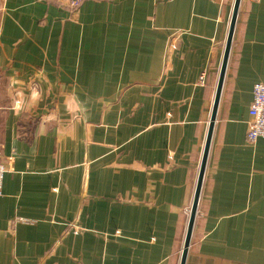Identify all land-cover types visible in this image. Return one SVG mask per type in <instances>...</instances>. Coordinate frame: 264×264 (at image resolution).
<instances>
[{
  "label": "crops",
  "instance_id": "crops-1",
  "mask_svg": "<svg viewBox=\"0 0 264 264\" xmlns=\"http://www.w3.org/2000/svg\"><path fill=\"white\" fill-rule=\"evenodd\" d=\"M233 4L0 0V264L180 263ZM35 70L34 111L73 87L88 105L70 136L9 111V76ZM258 82L264 0H240L185 264H264Z\"/></svg>",
  "mask_w": 264,
  "mask_h": 264
},
{
  "label": "clouds",
  "instance_id": "clouds-1",
  "mask_svg": "<svg viewBox=\"0 0 264 264\" xmlns=\"http://www.w3.org/2000/svg\"><path fill=\"white\" fill-rule=\"evenodd\" d=\"M32 78L36 83L28 86L24 79L15 75V73L9 76L4 89L10 101L9 111L18 118L24 116L25 120L40 114V120L34 130V135H47L49 126L53 125L62 135L70 136L76 125L86 118L88 105L73 87L64 90L60 102L46 108L43 114L34 111L42 105L47 96L52 95V90L50 87L42 86L46 82V76L41 70H35ZM61 112L68 115L69 123L64 122Z\"/></svg>",
  "mask_w": 264,
  "mask_h": 264
},
{
  "label": "water",
  "instance_id": "water-1",
  "mask_svg": "<svg viewBox=\"0 0 264 264\" xmlns=\"http://www.w3.org/2000/svg\"><path fill=\"white\" fill-rule=\"evenodd\" d=\"M239 3H240V0H234L233 10H232V14H231L230 24H229L227 38H226L225 47H224L223 58H222L220 72H219L218 81H217V85H216L214 100H213V104H212V108H211V113H210V118H209V123H208V129H207V133H206V137H205V142H204V147H203V152H202V157H201V162H200V167H199L198 178H197L194 196H193V200H192V204H191V208H190V214H189L188 223H187V227H186V232H185V237H184V242H183V248H182L181 258H180L179 264H185L186 256H187V252H188V247L190 244V239H191V235H192V230H193V226H194V221H195V217H196L197 206H198V201H199V196H200V190H201L203 176H204V170H205L208 151H209L210 142H211L214 120L216 117V111H217L218 102L220 99V93H221V89H222L224 74H225L228 56H229V52H230L232 36H233V32H234V26H235V22H236Z\"/></svg>",
  "mask_w": 264,
  "mask_h": 264
},
{
  "label": "built area",
  "instance_id": "built-area-1",
  "mask_svg": "<svg viewBox=\"0 0 264 264\" xmlns=\"http://www.w3.org/2000/svg\"><path fill=\"white\" fill-rule=\"evenodd\" d=\"M70 7L78 6L80 0H62ZM203 76H200V83ZM264 138V83H255L252 88V100L249 106V120L247 122L246 140L254 143L257 139ZM6 171L5 164L0 162V195L2 193L3 176Z\"/></svg>",
  "mask_w": 264,
  "mask_h": 264
}]
</instances>
